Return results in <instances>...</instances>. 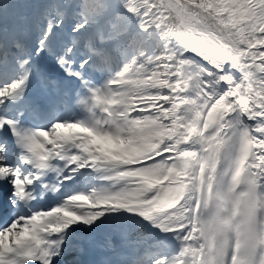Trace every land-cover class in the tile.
<instances>
[{"label":"snow or ice","instance_id":"snow-or-ice-1","mask_svg":"<svg viewBox=\"0 0 264 264\" xmlns=\"http://www.w3.org/2000/svg\"><path fill=\"white\" fill-rule=\"evenodd\" d=\"M0 109V264H264V0L0 4Z\"/></svg>","mask_w":264,"mask_h":264},{"label":"trees","instance_id":"trees-1","mask_svg":"<svg viewBox=\"0 0 264 264\" xmlns=\"http://www.w3.org/2000/svg\"><path fill=\"white\" fill-rule=\"evenodd\" d=\"M158 50H159L158 46L157 45H154L153 47H151L149 49V54H152V53H154L155 51H158Z\"/></svg>","mask_w":264,"mask_h":264},{"label":"rangeland","instance_id":"rangeland-1","mask_svg":"<svg viewBox=\"0 0 264 264\" xmlns=\"http://www.w3.org/2000/svg\"><path fill=\"white\" fill-rule=\"evenodd\" d=\"M18 1H20V0H13L14 3H15V2H18ZM75 115H76L77 117H81V116H82V115L79 114V113H75ZM69 116H71V115H69Z\"/></svg>","mask_w":264,"mask_h":264}]
</instances>
